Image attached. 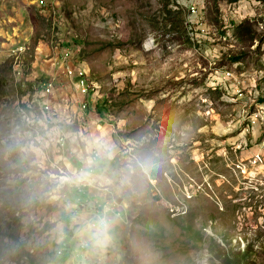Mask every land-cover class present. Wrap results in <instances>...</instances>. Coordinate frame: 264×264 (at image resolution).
Segmentation results:
<instances>
[{"label":"rangeland","instance_id":"1","mask_svg":"<svg viewBox=\"0 0 264 264\" xmlns=\"http://www.w3.org/2000/svg\"><path fill=\"white\" fill-rule=\"evenodd\" d=\"M14 130L60 133L45 173L111 145V191L9 195ZM0 264H264V0H0Z\"/></svg>","mask_w":264,"mask_h":264},{"label":"clouds","instance_id":"2","mask_svg":"<svg viewBox=\"0 0 264 264\" xmlns=\"http://www.w3.org/2000/svg\"><path fill=\"white\" fill-rule=\"evenodd\" d=\"M60 133L56 130L47 131L44 135L31 136L26 132L14 130L5 141L3 149L6 157H14L20 165L27 167L18 177L10 179L8 184L12 191L9 195H16L14 186L19 180L25 181V186L20 193L25 203H31L40 199L46 202L62 203L65 210H71L78 205L74 195L79 192H86L95 196L98 200H104L111 191L112 184L109 173L113 170L116 154L113 147L108 144L85 143L83 147L71 148L69 161L66 167L59 174L43 172L44 161L47 158V150L54 143L59 142ZM135 164L141 168L145 167L144 162L136 160ZM16 166V165H14ZM135 171L130 161L121 172V185L131 181ZM71 214V212H70ZM109 222L106 216H97L90 222L82 232L95 229L91 238L100 246L106 245ZM63 237V225H57Z\"/></svg>","mask_w":264,"mask_h":264},{"label":"built area","instance_id":"3","mask_svg":"<svg viewBox=\"0 0 264 264\" xmlns=\"http://www.w3.org/2000/svg\"><path fill=\"white\" fill-rule=\"evenodd\" d=\"M67 71H68V72H70V73H72V72H73V69H72V68H70V67H69V65H67ZM83 81H84V80H83ZM51 88H52V86H51V84H50V85H48V86H47V88H46V89H47L48 91H50V90H51Z\"/></svg>","mask_w":264,"mask_h":264},{"label":"trees","instance_id":"4","mask_svg":"<svg viewBox=\"0 0 264 264\" xmlns=\"http://www.w3.org/2000/svg\"><path fill=\"white\" fill-rule=\"evenodd\" d=\"M187 228H189L191 232H192L193 230H195V229H192L191 225H187Z\"/></svg>","mask_w":264,"mask_h":264}]
</instances>
